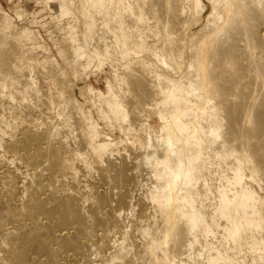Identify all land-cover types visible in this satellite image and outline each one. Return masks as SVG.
<instances>
[{"label": "bare ground", "instance_id": "bare-ground-1", "mask_svg": "<svg viewBox=\"0 0 264 264\" xmlns=\"http://www.w3.org/2000/svg\"><path fill=\"white\" fill-rule=\"evenodd\" d=\"M35 1L64 35L24 58L2 9L0 264H264V0Z\"/></svg>", "mask_w": 264, "mask_h": 264}, {"label": "rangeland", "instance_id": "rangeland-1", "mask_svg": "<svg viewBox=\"0 0 264 264\" xmlns=\"http://www.w3.org/2000/svg\"><path fill=\"white\" fill-rule=\"evenodd\" d=\"M56 3H57V1H56ZM52 5H53V9L56 10V4L53 3ZM41 7L43 8L44 5H42L41 3H37L35 0H0V19H1L2 15H3L2 9H5L13 17H16V15H15L14 12H16V10H18L19 8L22 11H24L22 13L24 15L26 13V16H24L23 18L25 19L27 17V19H28V17H29V19H28V20H30L29 22H31V21H33V22L29 23L27 19L24 20L22 18L21 20H19V19L16 18L17 26L18 27H21L22 30L24 31V38H26V42H27V46H26L27 48L24 47L22 49L23 57L24 58H27V57H30V56L35 57V55H36V57H39L40 56L39 58L41 59V57H44L45 55L48 57V55H49L50 57H48V60L50 61L49 63L51 64V60H53L54 57H59L58 56V53L56 52L57 50H56V44H55L56 41L55 40L58 39V38H61L64 34L61 33V30L59 28H57V27H59L58 26L57 19H52V18H51L52 20L49 19V18L44 19L45 16L48 17L50 10H49L48 7H46L47 10H44L43 12H41L40 11V9H42ZM210 7L211 6L208 4V7L206 8L205 12L203 13L204 15L202 16V21L201 22H205L206 16L209 14ZM39 11H40V13H39ZM73 11L75 12L76 10L73 8ZM45 13H46V15H45ZM75 14L78 17V21L77 22H78V25H79L80 29H83L84 28V21H83V19L81 18V16H79V12H75ZM41 18H43L45 21H43V19L41 21ZM39 20L42 23L39 22ZM53 20H54V22H51ZM46 21H47V25L45 24ZM48 21H49V24H48ZM52 23H53V25H54V23H56V25H54L55 28L53 29L54 32H51L52 31V28H53V26H51ZM31 24H33V25H31ZM48 29H50V30H48ZM29 30H31L32 32H30ZM49 31L51 33H53L52 36H50L51 34L49 33ZM55 31H56V33H55ZM36 53L38 55L40 53V54H42V56L41 55L37 56ZM42 63L43 64H47V65L45 66V65L38 64V65L35 66V73H37V74H35V79L37 81H39L37 83L38 84V87L39 88L42 87V88H40L41 89V92H42V93L40 92L41 93V97L43 96L42 98L43 99L45 98L44 100H47L48 101L49 98H51V96H53V95L55 96V90L56 89L54 90V86H53V83H52V80H51L52 79V77H51L52 72L50 71L51 70L50 64L48 62H46V61L45 62H42ZM101 69H102V71H101ZM110 69H111V67L109 65H107V63L104 64L102 68H98L96 66L94 68V66H92V68L90 69L91 75H90V77H89V79L87 81L91 82L94 86H99L101 88H104V81H105L104 77L110 75ZM36 70H37V72H36ZM38 72L41 73V74L39 75ZM36 75H38V76H36ZM94 78H95L96 81L94 80ZM80 84H82V83H80ZM50 85H51V88H50ZM53 112L51 114H49V115H51L53 119H58V117H56L58 115L55 114V112L54 113ZM95 118H97V115L96 114H95ZM148 118H149V121L152 123V125H154V126L157 125V122H156V118L155 117L150 116ZM99 124H100V128L102 127V129H101L102 131L108 132L109 134H111L114 137L115 136L116 137L123 136V133L120 131L119 128H116V127H112L111 128L110 125L106 124L102 120H99ZM107 125L111 129L108 128ZM114 130H115V132H114ZM110 131L112 133H110ZM139 133H140V135L142 137L145 135L141 131Z\"/></svg>", "mask_w": 264, "mask_h": 264}]
</instances>
